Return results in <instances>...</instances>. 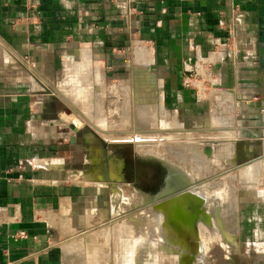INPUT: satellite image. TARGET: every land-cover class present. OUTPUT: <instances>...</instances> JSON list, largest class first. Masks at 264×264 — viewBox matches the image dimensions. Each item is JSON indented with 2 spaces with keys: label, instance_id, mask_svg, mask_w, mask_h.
Masks as SVG:
<instances>
[{
  "label": "crops",
  "instance_id": "1",
  "mask_svg": "<svg viewBox=\"0 0 264 264\" xmlns=\"http://www.w3.org/2000/svg\"><path fill=\"white\" fill-rule=\"evenodd\" d=\"M137 45L151 51L150 63L134 61L140 88L163 92L165 108L204 128L221 103L238 164L261 150L264 0H0V264H64L54 234L79 225L97 193L70 178L89 162L91 134L64 124L67 106L50 95V83L73 85L70 65L87 51L91 85L108 87L105 78L125 73ZM200 77L212 95L197 88ZM263 235L243 236L235 264H264Z\"/></svg>",
  "mask_w": 264,
  "mask_h": 264
},
{
  "label": "rangeland",
  "instance_id": "2",
  "mask_svg": "<svg viewBox=\"0 0 264 264\" xmlns=\"http://www.w3.org/2000/svg\"><path fill=\"white\" fill-rule=\"evenodd\" d=\"M134 61L136 64L138 59L135 58L133 60L132 55H130L129 61L125 63V73L115 72L113 76L105 78L108 87L104 85V87L100 88L95 85L96 82H94V86L90 85L92 82L88 77V72L81 70L82 72L80 71L79 74L81 77L83 74L85 75V81L88 84H83L77 90L75 88V97L78 95L79 100H74L70 96L73 85H70L69 81L66 84L62 82L63 87H61L62 85L60 86L61 83L57 84L56 78L54 79L56 82L50 83L52 87L50 95L60 99L67 106L66 119L63 118L64 114L61 116L64 124L67 125V122L76 120L80 124L78 129H81V134H91L88 137V141L91 142L88 145L89 148L91 147V160L89 159L88 163L79 166L78 169L81 171L73 173L70 178L91 184L97 193L93 197L91 208L86 211V215L79 225L71 226V223L68 222L56 230L54 234L56 241L63 249L64 264H185L186 259L190 260L189 264H202L207 260L209 261V263L207 261L208 264H211V261H215L216 264H227L229 261H225L224 256L226 254L230 256L229 260L235 264L239 254L237 253L239 252L238 249L242 248L245 243V237L243 236L248 235L250 237V235L253 236L259 231L264 233V218L262 215L264 203L262 202V204L257 206L258 204L251 202V200L258 199L257 196L260 199H264V169L260 167L264 159L254 162L253 177L248 178L246 175H237L239 164L238 158H236V143L234 142L235 140L231 141L229 139L233 138L234 135L229 133L224 135L222 131L225 125L229 124V119L226 121V119L219 117L218 113H220V110L218 112L217 109L219 105L223 107L221 103H218L213 109L214 113H212L208 122L209 128L208 126L204 128L203 124L197 122L187 123L184 115L183 118L181 117V111L177 113L175 109H167L164 103L163 107L166 112L164 111L162 116L163 121L161 122L160 116L156 115L155 121L150 120L151 122L146 126L143 122H145V119L149 121L151 117L150 115L145 116L142 113L143 110H140L139 107L143 106L141 105V100L146 101L148 99L154 105L163 102V98L159 95L160 93L157 94L150 90L148 93L145 92V95L142 88H139V79L133 67ZM97 66L103 68V64H98ZM136 66L139 65L136 64ZM75 73L78 74L77 72ZM194 79L192 80L194 81ZM196 81L203 83V86L198 84L197 88L200 89V92L205 97L212 95L210 93L212 90L211 84L208 80L200 77ZM88 85H90L89 88L93 86L92 92H83L84 87ZM111 86H113L114 91ZM190 86L197 91L193 84ZM125 87L129 88V90H126L127 92L124 91ZM54 89L56 92H54ZM84 91H86V88ZM216 91L214 92L217 99H221V96H218ZM61 93L64 97L59 95ZM82 100L99 106L97 111L96 108H94V111L92 110V114L93 112L94 114L97 113L96 116L99 117L97 119L101 120L100 128L106 136L93 126L94 121H92L91 116H86L85 111L79 107V104H82ZM148 100L146 104L149 105ZM77 105L79 106L77 107ZM125 105L126 108L124 107ZM207 107L209 106L207 105ZM212 118L216 120L213 121ZM122 132H127L126 136L129 140L117 141L118 134ZM136 135L143 142L141 140L138 142L132 140ZM139 143H148L146 145L159 147L158 152L161 157L150 153L146 155L141 153L137 146ZM263 144L264 141L260 147L261 150L251 154L252 156L247 161L263 156ZM206 145L212 148L210 156L204 153V146ZM238 154L239 148L237 149V157L242 158L243 155L239 154L238 156ZM156 159L164 165L168 164L178 168L184 177L188 175L190 180L192 179V183L185 177L188 182L181 179L182 184H188L190 187L197 184L198 188L205 193H209L210 196L208 198L211 199L215 196L214 200L217 199L219 203L222 200L219 204L220 206L216 205L217 209H214L212 204L210 205V202L207 201L209 205L206 204L203 208L207 214L210 213L211 215L209 214L210 217L208 216L209 218L205 219V223L199 221L198 228L188 238V245L186 247L183 246L184 250L179 249L182 247L179 244L170 245L165 239H160L157 234L154 237V233L151 235V232L148 231L149 229L146 228H143V231L141 230L143 235L126 236L119 233L121 230L119 227L120 229L117 228L115 231L117 234L109 237L108 241L105 242V238L101 235L104 229L125 221L128 216L141 212L142 207L150 203L147 200L146 204H144L142 193L140 194L137 189L125 181L121 171V160L124 163L125 168L123 171L127 178L131 179L130 181L136 183L137 186H140L138 184L144 180L148 183L153 181L155 167H159ZM143 169H146L145 173ZM165 171L164 167L163 174L166 173ZM153 204L150 203L151 206ZM210 206H212V210H210ZM220 213L222 214V221L220 220L209 227L208 224L211 221V217L213 219V215ZM235 218L240 220V222L238 223ZM135 223L132 228L136 230L138 227ZM91 234H100V239L97 240V238L96 241L89 242L90 247L88 246V248H81L82 236L87 237ZM148 234L152 237L145 236ZM262 238H264V235ZM99 241H101L98 249L99 255L95 259L96 261L92 262L91 258L94 259V257L91 256H94L93 251L94 249L97 250ZM144 241L148 243V251L142 260L137 261L134 258L136 256L135 249Z\"/></svg>",
  "mask_w": 264,
  "mask_h": 264
},
{
  "label": "bare ground",
  "instance_id": "3",
  "mask_svg": "<svg viewBox=\"0 0 264 264\" xmlns=\"http://www.w3.org/2000/svg\"><path fill=\"white\" fill-rule=\"evenodd\" d=\"M134 57L138 59V61H136V64H138L139 66L143 65V64H146V63H150V59H151V51L145 47H142L141 45H137L135 50H134ZM75 65V66H74ZM91 65L90 63V59L88 57V52L87 51H82L81 52V55H80V58L78 59V62H72L71 65H70V69L73 71V72H77L78 74H75L74 75V78L72 77V83H73V86H72V89H71V97L74 98V100H79V98L77 97L78 95H76L75 97V88L76 90L81 88V86H83V84H88L87 81H85V75L83 74L82 77L80 76V71H84L86 72V69ZM93 66V65H92ZM78 67V68H77ZM98 70V69H97ZM102 70V69H101ZM81 71V72H82ZM217 74V73H216ZM207 78L212 82V84L215 86V88L218 89V79H212V74L209 72L206 74ZM101 80L99 81V85L101 84H105V81H104V78H100ZM146 80V79H145ZM69 84H71L69 82ZM91 85V84H90ZM90 85L88 86H85V87H90ZM140 88V87H139ZM158 88V87H157ZM214 88V89H215ZM126 90H129V88L125 87L124 88V91ZM151 91V89H149ZM149 90H146L144 88H142V91L144 92V94L146 95L145 92H150ZM88 91L89 92H92V88H88ZM127 92V91H126ZM138 92V91H137ZM160 92V91H159ZM58 93V92H57ZM162 93H160V96H162ZM60 96L64 97V95L61 93L59 94ZM69 95V94H68ZM151 95V94H149ZM163 98V96H162ZM148 100V99H147ZM147 100L146 101H142V104L143 106L139 107L140 110L142 109V113L145 114V116H149L150 115V119L149 121L145 119V125L148 126V123H150L151 121L150 120H154V118L156 117V115L160 116L161 118V122L163 121V114H164V107H163V102H161L160 104H154L152 105L151 102H149V105L146 104L147 103ZM74 103V102H72ZM75 106V104H73ZM80 105V106H79ZM77 105V107L79 106L81 108V110L83 109L85 111V115L86 116H91L92 118V121L93 122V126L95 128H97L101 134H103L104 136H106V134L104 132H102L103 130H101L100 128V123H101V120L99 121V117L96 116V114H92V110L94 111V108H96V111H97V108L99 107L98 105H93V104H90V103H86V100L83 101L82 100V104H79ZM145 105V106H144ZM126 108V105L124 106ZM118 110V109H117ZM166 112V111H165ZM118 115V114H117ZM143 115V114H142ZM67 116L66 114H64V119H66ZM69 117V116H68ZM98 118V119H97ZM103 118V117H102ZM116 118V117H115ZM218 118V117H217ZM108 119V118H107ZM117 119V118H116ZM118 119H119V116H118ZM213 119V118H212ZM90 120V119H89ZM216 120V119H213V121ZM141 121V120H140ZM148 121V122H147ZM66 122V121H65ZM91 122V120H90ZM224 123H226L225 121H223ZM138 123V122H137ZM142 123V122H141ZM95 124V125H94ZM153 124V123H152ZM67 125H74L77 129L80 127V124L76 121V120H73V121H70L69 123L67 122ZM98 125V126H97ZM105 126V125H104ZM153 127H154V124H153ZM126 131V130H125ZM146 131V130H145ZM112 132V131H111ZM108 134V133H107ZM127 132H122L119 135V137H117V141L118 140H124V139H128L127 136H126ZM153 134V133H151ZM109 135V134H108ZM147 135V134H145ZM224 135H226L224 133ZM228 135V134H227ZM110 136V135H109ZM125 136V137H123ZM133 136V134H132ZM228 137V136H227ZM231 137V136H229ZM129 140V139H128ZM134 141H139L142 139L139 137V136H135L133 137ZM156 141V140H155ZM150 142V141H149ZM113 143V142H112ZM135 143V142H134ZM148 143H139L137 146L139 147L140 149V152L143 153V154H153L154 156L156 155H159V147L157 146H149V145H146ZM207 146V145H206ZM204 146V148L206 147ZM236 146V144H235ZM211 147V146H210ZM139 152V150H138ZM161 157V156H160ZM256 163V162H255ZM255 163L253 162H249L247 164H245V166H241L237 169V175L238 176H243V175H246L248 176V178L250 177H253L254 175V168H255ZM244 165V164H243ZM257 165V164H256ZM261 168L264 169V160L262 161L261 165H260ZM171 168H173L176 172V176L174 177V180L171 184V186H177L176 188H179V189H176L174 190L173 192H171L168 196H169V199L171 198H174L173 200H168L167 202H164V203H154L152 206L149 204H146L147 200L144 198V204H146L144 207H142L143 209H141L140 211L141 212H138L136 213L135 215L133 216H128L126 218L125 221H122L120 223H117V224H113L111 225V227H108L106 229H104L102 232H101V235L105 238V242L108 241V238L109 237H112L113 235L117 234L115 233L116 229L117 228H121L120 230V234L122 235H131V236H139V235H143L142 231H143V228H146V229H149L148 231H150L151 235L152 233H154V237H155V234L158 235V237L161 239H165V241H167V243H169L170 245L172 244H179L181 245L182 247H180L179 249H183L184 250V247H186V245H188L189 241H188V238H190V236L192 235L193 231L195 229L198 228V223L199 221H205V219L209 218L210 215L207 214L205 212V209L203 207H205L206 204L209 205V202H210V205L212 204L213 208L214 209H217V206L216 205H219L221 202L219 203V201H217V199L214 200V198H208L210 195L209 193H205L202 189L198 188L196 185H192L191 187L186 184V185H183V187H180V185L182 184V180H185L187 181V179L189 180V182H191L189 176L185 175V178L179 171L178 168H174L173 166H171ZM244 169V170H243ZM260 169V168H259ZM235 173V174H236ZM180 176V178H179ZM238 181V180H237ZM83 182V181H82ZM188 182V181H187ZM192 183V182H191ZM191 185V184H190ZM243 185V184H242ZM258 189V188H257ZM169 190V189H168ZM167 191V189L165 190ZM182 191V192H180ZM186 191V192H185ZM259 191V190H258ZM170 192V191H169ZM176 193V194H175ZM173 194V195H172ZM164 196H166L165 194H163ZM220 195V194H219ZM151 197V196H150ZM220 197V196H219ZM251 197V196H250ZM263 197V196H262ZM257 198L259 200H264V199H260V197L257 196ZM214 201H213V200ZM221 199V198H220ZM219 199V200H220ZM212 200V201H211ZM209 201V202H207ZM226 204V203H225ZM212 206H210V210H212ZM220 206V205H219ZM209 209V207H208ZM219 209V207H218ZM208 211V210H207ZM217 211V210H216ZM218 211H221V210H218ZM131 212V211H130ZM216 213V212H215ZM219 213V212H218ZM221 214V213H220ZM213 215V219L211 217V221H209V227L210 225L212 224H215L216 222L220 221L221 220V216L222 214L220 215ZM204 216H206V218H204ZM209 216V217H208ZM130 217V218H129ZM202 218V219H201ZM204 219V220H203ZM222 221V220H221ZM136 222V223H135ZM136 224L137 225V229H133L132 226L133 224ZM205 223V222H204ZM200 224V223H199ZM139 225V226H138ZM213 226V225H212ZM208 227V226H207ZM208 227V228H209ZM119 228V229H120ZM134 228H135V225H134ZM133 229V231H132ZM142 230V231H141ZM146 230L144 229V232ZM99 232V231H98ZM132 232V233H131ZM139 234V235H138ZM146 234V232H145ZM150 234L148 235H145V236H150ZM87 236V235H86ZM152 237V236H150ZM95 238V239H94ZM98 238V239H97ZM100 239V234H91L87 237H83L81 238V242H80V245H81V248H88L89 246V242H92V241H96ZM124 239V238H123ZM140 242V241H139ZM142 242V241H141ZM154 242V240H153ZM101 243V241H99L98 243V246H97V250L94 249V253L93 255L94 256H91V257H94L91 258L92 259V262L93 261H96L95 259L98 257L99 255V252H98V249H99V244ZM129 243V242H128ZM130 243H131V240H130ZM138 243V242H137ZM136 243V244H137ZM156 246V245H155ZM167 246V245H166ZM192 246V245H191ZM90 247V246H89ZM189 247V246H188ZM174 248V247H173ZM86 250V249H85ZM89 250V249H88ZM119 250V249H118ZM136 256H134V258H136L137 261H140L144 258L145 253L148 251V243L147 241H144L143 243H141L140 246H138L136 249ZM151 251V250H150ZM86 252V251H85ZM92 252V251H91ZM133 252V251H132ZM88 254V253H87ZM86 254V255H87ZM90 255V254H88ZM202 255V254H201ZM115 256V255H114ZM192 256V255H191ZM172 257V256H171ZM88 259V258H87ZM123 259V258H122ZM129 261V260H128ZM189 259H186V262L185 264H189ZM208 261V260H207ZM204 262L202 264H208V263ZM134 262V261H132ZM95 263V262H94ZM199 263V262H198ZM127 264V263H126ZM135 264V263H134ZM200 264V263H199Z\"/></svg>",
  "mask_w": 264,
  "mask_h": 264
},
{
  "label": "flooded vegetation",
  "instance_id": "4",
  "mask_svg": "<svg viewBox=\"0 0 264 264\" xmlns=\"http://www.w3.org/2000/svg\"><path fill=\"white\" fill-rule=\"evenodd\" d=\"M157 163H159V167L156 166V170L154 171V177H153V181L151 183L146 182V180L142 181L140 184V186H137L136 183L131 182L129 178H127L126 174L124 173V163L121 160L122 163V175L125 179L126 182H128L129 184L132 185L133 188L137 189L140 194L142 193L143 197L146 200H149L150 203H164L167 202L168 200H173L174 198L169 199V194L171 192H173L176 189L175 186H171L174 177L176 176V172L173 168H171L170 165H164L162 164L159 160H157ZM165 167V174H163V168ZM146 169H143V172L145 173ZM147 179V178H146ZM149 179V178H148ZM184 184H181L180 187H183ZM167 189V191H165ZM169 189V190H168ZM170 191V192H169ZM186 192V191H185ZM163 194H165L166 196H164ZM176 194V193H175ZM173 195V194H172ZM151 196V197H150ZM149 203V204H150Z\"/></svg>",
  "mask_w": 264,
  "mask_h": 264
},
{
  "label": "water",
  "instance_id": "5",
  "mask_svg": "<svg viewBox=\"0 0 264 264\" xmlns=\"http://www.w3.org/2000/svg\"><path fill=\"white\" fill-rule=\"evenodd\" d=\"M68 128L72 131V132H76L77 131V128L74 126V125H69ZM76 141V138L74 136L70 137V142L73 144L75 143ZM204 153L207 154L208 156H210L212 154V148L210 146H206L204 148ZM249 161H246L244 163H240L239 165H242V164H245ZM182 192V191H180Z\"/></svg>",
  "mask_w": 264,
  "mask_h": 264
},
{
  "label": "built area",
  "instance_id": "6",
  "mask_svg": "<svg viewBox=\"0 0 264 264\" xmlns=\"http://www.w3.org/2000/svg\"><path fill=\"white\" fill-rule=\"evenodd\" d=\"M193 80H191V78H189V80L187 81V86H190V85H192L193 84V82H192ZM22 237L24 238L25 237V235L24 234H22Z\"/></svg>",
  "mask_w": 264,
  "mask_h": 264
}]
</instances>
